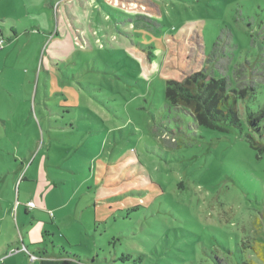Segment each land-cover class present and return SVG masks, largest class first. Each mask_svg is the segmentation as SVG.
<instances>
[{
    "label": "rangeland",
    "instance_id": "rangeland-1",
    "mask_svg": "<svg viewBox=\"0 0 264 264\" xmlns=\"http://www.w3.org/2000/svg\"><path fill=\"white\" fill-rule=\"evenodd\" d=\"M57 10L86 48H52ZM0 22L17 34L0 51V264H264L247 140L264 144V0H0ZM197 71L224 79L240 129L167 104L165 81Z\"/></svg>",
    "mask_w": 264,
    "mask_h": 264
},
{
    "label": "trees",
    "instance_id": "trees-1",
    "mask_svg": "<svg viewBox=\"0 0 264 264\" xmlns=\"http://www.w3.org/2000/svg\"><path fill=\"white\" fill-rule=\"evenodd\" d=\"M124 10V9H122ZM101 28L95 30L101 42V47L104 49L106 45L111 43V38L104 40ZM107 34V33H106ZM85 38L77 36L75 43L73 42L74 50H82L87 47ZM79 46V47H78ZM150 64L149 58H145ZM142 61L141 59L138 60ZM143 62V61H142ZM153 65V64H152ZM150 70L154 72L153 66ZM164 97L167 104L173 108H182L187 110L193 121L199 127L207 129H217L222 132H227V128L240 129L241 124L235 109V102L229 103L226 84L224 79H208L204 72H194L185 76L181 81L167 80L165 81ZM263 115L246 111V120L252 132H256L261 137V128L259 126ZM247 140L253 149L259 153L264 151V144L257 142L250 134L247 135ZM264 220V211H263ZM258 219L254 223H257ZM264 227V226H263ZM257 240V238H256ZM259 245L262 240H259ZM263 246V245H262ZM261 248V247H260ZM263 248V247H262ZM262 251L257 255L261 256ZM38 264H84L78 256H66L59 259L41 258ZM87 264H97L93 259ZM238 264H250L245 261Z\"/></svg>",
    "mask_w": 264,
    "mask_h": 264
},
{
    "label": "crops",
    "instance_id": "crops-1",
    "mask_svg": "<svg viewBox=\"0 0 264 264\" xmlns=\"http://www.w3.org/2000/svg\"><path fill=\"white\" fill-rule=\"evenodd\" d=\"M79 7V6H78ZM82 8H86L85 6H80L79 7V9H82ZM65 9H67V6L65 7ZM68 10V9H67ZM66 15L69 17H71L70 18V20H72L73 19V17L69 14V13H66ZM77 17V16H76ZM86 17V16H85ZM84 17V18H85ZM59 20H61V27L63 28L62 30H64L65 31V33H66V42H64V44H60L59 42H58V40L57 41H53V45H52V48L54 49V50H62V53L63 54H65L66 56H68V53L70 52V51H73L74 50V46H73V39H72V36H71V34L68 32V29H67V27H66V24H67V21L66 20H68V18H64L63 17V15H61V17H60V14L58 13V10H57V12H56V14H54V21H55V29L57 28L58 29V21ZM53 21V22H54ZM1 24H2V22H0ZM35 25H36V27H38L39 29H42L41 28V23L39 22V21H35ZM72 25H74L73 23H72ZM78 24L77 23H75V26H77ZM42 27H43V24H42ZM97 28H101V27H97ZM96 28V29H97ZM5 29L6 28H4V32H0V36L4 39V41H9V39L10 38H12V37H15L17 34H16V30L15 29H12L11 27L9 28V31L7 32V30L5 31ZM54 29V30H55ZM95 28L94 29H92V31H95L96 30ZM104 29V28H103ZM51 30V29H50ZM80 30L81 31H84V33L86 34V36H88L89 35V32H90V30H87L83 25H82V29L80 28ZM106 30V29H105ZM78 31V30H77ZM46 34H48V31L47 30H45L44 31ZM72 33H73V31H71ZM49 35V34H48ZM64 49V50H63ZM55 56V55H54ZM54 56H52V61H54L55 60V58H54ZM28 202H30V200H28L27 202H26V208H27V210H29L28 209V207H27V203ZM17 209H18V207H17ZM32 210H34V209H32ZM12 245H14V243H9V245L5 242V241H1L0 242V260L5 256L4 255V253L6 252V251H8V250H11V247H12ZM42 258V257H41ZM40 258V259H41ZM43 258H48V257H46V256H44ZM61 258V257H60ZM62 258H64V257H62ZM50 259H52V258H50ZM53 259H55V258H53ZM56 259H59V258H56Z\"/></svg>",
    "mask_w": 264,
    "mask_h": 264
},
{
    "label": "built area",
    "instance_id": "built-area-1",
    "mask_svg": "<svg viewBox=\"0 0 264 264\" xmlns=\"http://www.w3.org/2000/svg\"><path fill=\"white\" fill-rule=\"evenodd\" d=\"M3 42H4V40H3V38L0 36V51L2 50V45H3ZM27 207H28V209H30V210H32L33 208H34V204H33V202H28L27 203ZM31 260H35V257H33V256H30L29 257Z\"/></svg>",
    "mask_w": 264,
    "mask_h": 264
}]
</instances>
